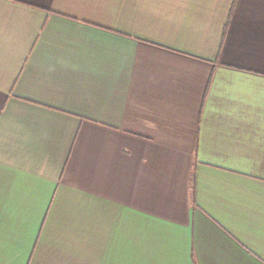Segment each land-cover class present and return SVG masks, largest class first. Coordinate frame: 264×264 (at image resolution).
<instances>
[{
    "label": "crops",
    "instance_id": "obj_1",
    "mask_svg": "<svg viewBox=\"0 0 264 264\" xmlns=\"http://www.w3.org/2000/svg\"><path fill=\"white\" fill-rule=\"evenodd\" d=\"M0 264H264V0H0Z\"/></svg>",
    "mask_w": 264,
    "mask_h": 264
}]
</instances>
